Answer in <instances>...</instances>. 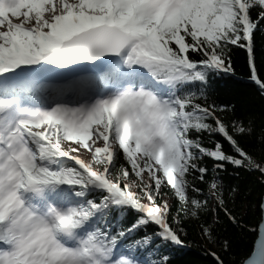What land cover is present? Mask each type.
Listing matches in <instances>:
<instances>
[{
  "label": "snow or ice",
  "instance_id": "obj_1",
  "mask_svg": "<svg viewBox=\"0 0 264 264\" xmlns=\"http://www.w3.org/2000/svg\"><path fill=\"white\" fill-rule=\"evenodd\" d=\"M262 26L264 0H0V264H168L154 241L184 245V218L212 200L241 226L217 173L230 164L264 183V164L237 139L252 129L226 123L218 113L234 105L211 101L208 86L240 46L264 96ZM112 208L137 219L113 225ZM149 224L157 231L133 238ZM201 232L215 242L213 224ZM238 264H264V225Z\"/></svg>",
  "mask_w": 264,
  "mask_h": 264
},
{
  "label": "trees",
  "instance_id": "obj_2",
  "mask_svg": "<svg viewBox=\"0 0 264 264\" xmlns=\"http://www.w3.org/2000/svg\"><path fill=\"white\" fill-rule=\"evenodd\" d=\"M253 17L256 12L253 11ZM230 58L233 71L214 74L210 77L208 94L211 101L217 105H234L227 112L218 113L226 123L239 120L246 127L252 129L251 135L239 136L237 139L245 147L257 162L264 164V96L260 94L258 86L251 81L250 65L247 50L240 46H231ZM254 57L257 72L264 78V26L254 32ZM205 146L212 147L215 140H221V136H202ZM225 151L231 153L228 143L223 142ZM215 161L204 157L200 164L209 170L208 178L213 175ZM224 190L225 199L231 212L240 218L241 226L233 224L223 211L216 213L215 201L209 202V208L202 210L200 219L184 218L182 227L184 245H175L162 242L159 238L154 244H160L162 254L169 257L168 264H213V258L209 251H216L222 255L226 264H238L241 259L247 258L254 250L258 236V226L262 221L261 203L264 195V183H261L259 172L247 171L243 167L236 168L227 165L226 169L217 173ZM192 179V177H189ZM197 186L206 188L204 183L197 178ZM170 200L172 214L176 215L180 208L179 202L174 197L169 187L163 189ZM182 215V213H181ZM108 218L113 225L129 226L137 219L134 210H127L123 214L120 210L112 208ZM214 225L215 242L205 238L201 232V224ZM157 231V226L149 224L134 234L133 238H139L143 234H151ZM227 240L231 244V250H222L223 242ZM155 258V257H154Z\"/></svg>",
  "mask_w": 264,
  "mask_h": 264
},
{
  "label": "water",
  "instance_id": "obj_3",
  "mask_svg": "<svg viewBox=\"0 0 264 264\" xmlns=\"http://www.w3.org/2000/svg\"><path fill=\"white\" fill-rule=\"evenodd\" d=\"M262 203H264V195H263V198H262ZM263 215H262V221L260 222L259 226H258V236H257V239L256 241L259 239L260 237V228H261V225H264V211H262ZM255 241V243H256ZM255 246V245H254ZM254 251V250H253Z\"/></svg>",
  "mask_w": 264,
  "mask_h": 264
},
{
  "label": "rangeland",
  "instance_id": "obj_4",
  "mask_svg": "<svg viewBox=\"0 0 264 264\" xmlns=\"http://www.w3.org/2000/svg\"><path fill=\"white\" fill-rule=\"evenodd\" d=\"M163 199H167V200L169 201V203H170V200H169L167 197H165V198H163Z\"/></svg>",
  "mask_w": 264,
  "mask_h": 264
}]
</instances>
